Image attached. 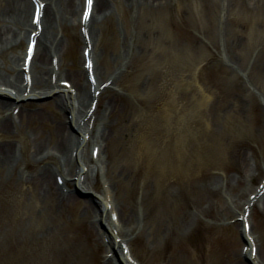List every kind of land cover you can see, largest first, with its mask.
Here are the masks:
<instances>
[{
	"label": "rangeland",
	"instance_id": "1",
	"mask_svg": "<svg viewBox=\"0 0 264 264\" xmlns=\"http://www.w3.org/2000/svg\"><path fill=\"white\" fill-rule=\"evenodd\" d=\"M144 1L133 9L125 0H108L106 18L94 24L101 83L107 82V75L119 65H125L113 86L120 97L109 117L112 139L106 153L112 158L109 168L114 174L124 166L123 174L115 175L117 184H113L116 205H125L131 199L135 215L141 214L138 203L144 167L136 166L138 158L154 156L156 160L169 155L178 179V185L167 184L162 170L149 182L168 204L164 206L167 212L154 223V215L148 217L137 238V232L132 234L131 259L134 264H163L159 257L170 249L169 234L178 221L169 205L174 196H182L188 183L194 193L193 206L187 208L189 218L184 225L187 228L181 231L180 247L192 251L200 262L205 250H215L211 264L224 258L229 245L245 252L248 240L238 220L243 215L246 236L256 240L255 248L264 258V214L258 211L262 209L257 203L253 211L244 212L247 199L253 198L264 178V0H171L161 11L160 25L156 24L157 12L150 0ZM170 21L179 37L174 66L168 54H162L169 50L166 37ZM79 29L67 25L62 28L67 43L61 59L63 70L73 72L83 66ZM156 31L163 44L153 39ZM106 99L99 98V114ZM2 100L24 108L30 102H14L8 97ZM31 103L38 105L49 120L52 111L57 116L55 121L58 114L71 117L58 107L54 93ZM90 108L93 110L95 103ZM65 121L67 133L77 137L72 122ZM15 134L10 144L19 157L31 133L22 128ZM3 140L0 138V142ZM77 150L81 151V146ZM240 156L248 163L246 173L237 169ZM33 170L30 167L27 171ZM133 178L140 179L138 189H128ZM96 183H102V179ZM63 190L72 194L77 205L60 213L48 200H36L24 184L0 174V264H59L58 257L71 246L70 264H96L97 248L87 238L91 232H97L93 236L99 238L100 255L119 264L118 252L107 246L111 227L105 214L96 221L92 213L83 216L81 203L96 210L99 194L91 189L82 191L76 181ZM238 261L256 264L245 255ZM182 263L189 264L185 260Z\"/></svg>",
	"mask_w": 264,
	"mask_h": 264
},
{
	"label": "bare ground",
	"instance_id": "2",
	"mask_svg": "<svg viewBox=\"0 0 264 264\" xmlns=\"http://www.w3.org/2000/svg\"><path fill=\"white\" fill-rule=\"evenodd\" d=\"M107 1L92 0L89 11L88 7L84 8V0H0V138L6 139L0 142V174L3 172L8 175L9 179L13 178L17 184H24L36 200H48L50 207L60 213H65L69 207L77 205L72 194H67L63 190V187H67L73 181L77 182L78 188L82 191L87 192L91 189L99 194L96 197L97 205L94 203L96 210L87 208L85 203H81L83 216L86 217L88 212L92 213L96 221V218L100 219L101 214L104 213L111 227L107 246L118 252L121 264H134L130 255L132 234L137 232L134 235V238H137L138 234L144 230L148 217L154 215L151 220L154 223L157 218L161 220L160 216L163 217L164 212H167L164 206L168 204L162 200V195L157 194L156 189L152 190L149 182L162 170L167 184L178 185V179L172 172V160L169 155L165 158L163 154L159 156L160 159L156 160L154 156L149 158L150 160L143 157L138 158L136 166L142 164L144 167V169L141 168L140 188L142 191L138 203L142 210L141 214L140 216L135 215L134 203L131 199L125 205H116L113 184H117L115 175L119 177L123 174L124 166L123 168L118 167L114 174L109 168V162L110 166L113 163L112 158L109 157L110 153L108 156L106 153L107 146L112 139L108 133L109 117L115 112V100L120 97L119 92L113 86L118 83L125 71V65H119L114 73L107 75V82L101 83L102 69L95 60L94 24H99L106 18ZM125 1L128 8L134 9L138 8L144 0ZM170 1L150 0L148 2L157 12L156 24H162L161 11ZM83 9L88 11L87 18L84 19H82ZM35 10L38 11V22L34 19ZM64 25L71 29L76 26L80 27L79 40L83 46L81 51L83 66L73 72L62 69L61 59L66 54L67 48L62 33ZM168 27L170 32L166 37V45L169 50L162 54H168V61L171 66H174L177 61L178 29L172 21ZM160 36V32L156 31L153 39L163 44L161 40L163 38ZM28 42L34 43V49L27 67L24 65V60ZM163 48L166 49L165 46ZM21 50H23L22 53ZM160 59L157 60L160 62ZM85 60L89 61L87 65ZM50 93L55 94L58 107L63 112L71 113L70 119L58 114L57 121H55L56 114L52 111L53 118L49 120L38 110V105L31 103ZM101 96H107L108 99H106L103 112L99 114L97 108ZM7 97L14 102L27 100L30 102L24 108L22 105L17 106L12 102L2 100ZM91 103H95L93 110L90 108ZM65 119L72 122L73 128L78 133L77 137L67 133L64 125ZM22 128H26L31 134L28 137L29 140H26L27 148H24L18 157L12 151L13 147L10 142L16 135L15 133H19ZM79 146H81V151L78 152ZM119 151L122 152L121 149ZM24 153L25 157H23ZM113 155L114 158L118 155L117 150H114ZM238 161L237 169L240 167L246 173L248 163L241 156ZM30 167L34 168L31 173L27 171ZM257 174L261 175L262 171ZM90 179H93V182ZM99 179H102L100 184L96 183ZM139 180L133 178L128 184V189L136 187L138 189ZM132 182L135 183L132 184ZM261 184V188L256 190L253 198L247 199L248 207L244 212L248 209L253 211L255 204L259 203V208L262 210L258 211L264 214V178ZM184 185L188 186L185 192H182V196L181 194L174 196L176 199L171 200L172 206L169 205V210H172L175 216L178 215V221L169 234L171 247L159 257V262L183 264L182 261L185 260L189 264L195 262L211 264L210 258L215 255V250L211 248L205 250L202 253L203 256L199 257L200 262L192 251H186L179 246L182 244L181 231L187 228V225L184 227L189 218L187 208L193 206L192 196L194 194L189 183ZM118 198L120 200L122 197ZM238 220L242 221L243 234L248 240L246 251L243 252L237 246L229 245L224 258L215 264H227L223 260L234 261L232 264H243L238 261L242 255L256 261V264H264L261 252L255 248L256 240L250 239V235L246 236L244 228L247 220L242 215L238 216ZM161 222L160 225L163 226ZM249 231H253L252 225L249 226ZM93 233L95 235L97 232L89 233L87 238L97 248L96 264H112L111 258L105 259L100 255L99 238L93 236ZM72 247L58 257L59 264H70Z\"/></svg>",
	"mask_w": 264,
	"mask_h": 264
},
{
	"label": "snow or ice",
	"instance_id": "3",
	"mask_svg": "<svg viewBox=\"0 0 264 264\" xmlns=\"http://www.w3.org/2000/svg\"><path fill=\"white\" fill-rule=\"evenodd\" d=\"M86 3H87V6H88V10L90 11L92 0H86ZM85 18H87V15H85ZM37 22H38V19H37Z\"/></svg>",
	"mask_w": 264,
	"mask_h": 264
}]
</instances>
